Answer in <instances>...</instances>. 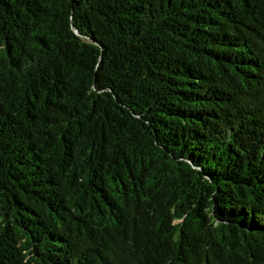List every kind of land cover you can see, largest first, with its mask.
<instances>
[{
  "label": "trees",
  "instance_id": "1",
  "mask_svg": "<svg viewBox=\"0 0 264 264\" xmlns=\"http://www.w3.org/2000/svg\"><path fill=\"white\" fill-rule=\"evenodd\" d=\"M0 264H264V0H0Z\"/></svg>",
  "mask_w": 264,
  "mask_h": 264
}]
</instances>
